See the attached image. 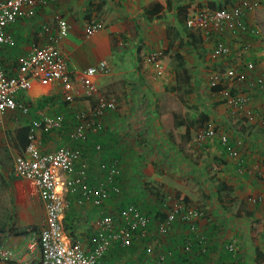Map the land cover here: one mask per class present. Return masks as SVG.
Returning a JSON list of instances; mask_svg holds the SVG:
<instances>
[{"label":"crops","instance_id":"obj_1","mask_svg":"<svg viewBox=\"0 0 264 264\" xmlns=\"http://www.w3.org/2000/svg\"><path fill=\"white\" fill-rule=\"evenodd\" d=\"M155 1L57 0L54 5L40 10L35 16L22 17L8 27V34L14 39V45L3 47L0 55L2 68L7 75H15L31 47L45 43L46 33H44V27L48 28L49 33L55 32L54 14L58 13L67 21L70 27L68 34L57 43V49L69 60V68L80 71L101 61L109 65L110 75L107 74L108 77L107 75L99 76L95 79L93 87L96 91L102 92L104 90L114 94L110 83H114L120 76L119 74L131 76L135 71L134 73L138 78L145 77L148 79L147 77H150L148 74L139 73L137 69L133 70V64L128 62L141 61V57L150 50H155V52L161 54L160 60L161 58L164 59L162 65L172 75L173 79H170V81H173L171 84L174 87L177 85H197L198 82L204 81L205 77V81L209 83V77L212 75L211 70L216 67L213 62H209L212 42L207 43L205 40L202 42L199 38L188 37L185 31H182L183 27L177 23L176 18L179 5L190 6L191 14L194 11L192 9H196L200 4H205L209 0H162L165 7L159 13V16L149 18L144 10ZM254 11L256 13L257 11L260 12L257 9H254ZM92 16L102 23L103 28L92 36H85V21ZM257 18L258 15H255L254 12L247 13L244 17L247 26H250L253 33V28L261 22ZM236 33L232 34L230 31H225L223 34V39L235 48L232 61L241 63L244 59L243 61L253 62L256 65L255 70L247 72L248 77L262 78L264 82L262 50L258 47L259 45L254 44L250 52H244L242 47L239 46V39L235 37ZM254 39V35H251L247 41L251 42ZM244 40H246V37L242 39V41ZM116 45L119 47L117 48ZM129 46L132 50L127 49ZM117 52L123 53L124 56L121 58L115 57L114 54ZM179 79L180 82H177ZM75 82L76 97L74 106L76 109L92 108L96 101V98L92 95L96 91L91 89V86L80 85L78 78L75 79ZM127 82H130V80ZM167 82L169 81H166V78H158L154 80V83L152 82L154 86L152 88H155L153 89L155 91L150 96V100L153 103L158 102L157 97L160 101L159 104L170 103V95L163 94L166 91ZM219 84L222 87L221 89H225L226 85L219 82L216 85ZM145 86L147 87V84ZM130 88V92L127 90L126 93L128 94L127 97L132 99L133 94L136 93L135 90L140 87L130 86ZM219 91H212L217 98L220 97ZM249 92L248 102L255 109L253 111L256 116L249 122L241 116H236L237 120H233L230 118L232 115L230 108L218 99L215 102V109L206 110L208 121L205 124L213 127L216 134L211 138L204 139L202 142H195V140L196 133L203 127H199L198 124L191 121L182 126L183 121L180 119V122L175 119L174 111L163 110L162 117H170L169 123L166 122L165 124L174 127L173 134L179 136V143L184 141L189 151L185 153L181 145H177L175 141H168L167 147H164V158L158 164L164 166L163 162L168 158L170 162L166 160L165 165L172 164V166H169L168 170L164 169L166 172L160 166V171L157 172L158 176L153 177L154 180L161 182L162 188L165 189L167 184L176 183L173 186L181 184L182 178L180 179V177L189 176L192 178L194 176L198 184L195 187H190L188 190L190 193L187 190L183 191V189L175 191V193H180L193 200L191 201L193 203H197L195 198L209 199L208 193H221L222 199L220 201L224 209H221L220 212L215 211L218 208V203L214 204V207H209L210 213L214 215V220L207 223V219H204V222L203 220L200 222V226L203 223L205 225L207 223L206 226L212 222L215 223L216 215H220L224 218L222 220L224 224L218 223L222 226L223 231L240 229L243 236L250 233L252 229V225L249 223L256 221L261 215L254 212L257 205L248 204L245 199L258 193H264V89L253 90L249 88ZM154 96L157 97L154 98ZM115 98L119 101L121 107L125 97L119 98L116 96ZM16 101L26 105L27 111L23 112L21 109L7 111L0 127V264H33L38 261L40 256L37 238L40 229L44 225V213L35 183L28 179L18 178L13 173L15 158L26 147L20 145L19 131L24 127L28 128V134L32 133L34 135V142L42 152L54 151L60 145L77 146L84 159L89 157L93 162H96L99 158L95 155L93 149L95 145L99 141L103 144L108 142L109 147L113 150L116 147V136L121 135L120 129L122 128L120 125L128 121L131 113L123 108L122 111L117 110V113L116 110L107 112L103 119L105 126L102 123L105 131L109 132L107 137L98 138L96 134L100 135V129L96 134L92 133L85 142L72 143L69 141V133L76 124L73 105L69 106V104L63 102L62 89L57 82L52 81L43 84L33 80L27 90L18 94ZM156 114L158 117L160 116V113L156 112ZM44 119L61 120L62 125L57 130L45 131ZM145 127L150 128L149 134L152 135V138H157L159 142L161 133H164V128L163 130L160 129L157 124ZM182 127L187 128L190 132L188 137L183 135V139H181ZM169 130H166L168 134H170ZM222 134L228 137L227 145L222 144L220 141ZM165 142V140H162L159 143L163 144ZM160 148H162V145ZM230 151H234L235 155H229ZM126 152L127 149H125V155ZM141 161H145L144 155L134 164H137L138 167ZM124 162L126 166H130L132 159L126 158ZM246 169L248 170L246 171ZM96 175L100 176L101 174ZM199 186L202 187L203 193L200 189H197ZM60 188L63 197L68 202V208L62 219L63 224L74 230V235L81 240L86 248L91 247L92 243L89 235L94 233L93 227L99 211L96 208L77 207L76 201L79 198L71 194L68 196L66 193L70 192H67L66 188L63 189V186L58 187V189ZM171 194L174 195V193H169V195ZM86 206H89V204L87 203ZM207 228V231H212L211 226ZM228 234H221V238L216 240L213 249L215 255H212L210 262L207 261L206 264H217L222 261L218 252L219 246ZM233 234L231 235L234 236ZM204 236L207 237V235ZM202 243L201 245H203ZM250 243V240L245 239L240 244V247L243 248V256H245V258L243 257L244 263L234 261L232 264H248L246 252H249ZM259 253L261 252L259 251ZM261 254L260 258L264 259V254ZM137 255L135 254L134 257H137ZM253 257L254 255H250L249 258L253 261ZM108 262L111 263L108 260L107 264Z\"/></svg>","mask_w":264,"mask_h":264},{"label":"built area","instance_id":"obj_2","mask_svg":"<svg viewBox=\"0 0 264 264\" xmlns=\"http://www.w3.org/2000/svg\"><path fill=\"white\" fill-rule=\"evenodd\" d=\"M56 2L57 0H0V55L5 45H14V39L7 31L12 23L22 17H33L40 10ZM255 5V1L234 0L220 8L207 6L196 8L193 15L187 18L186 26L200 30L203 39L213 43L212 58L219 60L230 54L229 48L222 41L223 33L231 27L232 33L244 34L248 28L244 17ZM54 20L55 32L49 33L48 28L44 27L45 43L31 47L15 75H7L0 60V127L7 111L15 109L27 111L26 105L17 103L16 97L21 91L27 90L33 80L43 84L55 81L61 86L63 102L69 106L73 105L76 124L69 133V141L80 143L101 129L105 114L108 111H114L119 102L115 97L100 95L94 107L76 109L74 106L75 79H79L80 85L91 86L96 78L108 74L109 67L106 62L101 61L80 71L71 70L68 58L57 49V43L68 34L70 27L58 13L54 14ZM101 28H103L102 23L96 17H89L85 21L84 34L92 36ZM248 46V44L245 45V48ZM160 56L161 54L157 52H152L147 56L148 62L158 70V75H161L163 66L159 61ZM253 66L252 62L243 64L239 62L236 67L227 69L225 75L241 83L246 78L245 70H252ZM218 82L216 75L212 74L209 77V83L212 85ZM251 85L255 88H262L263 81L260 78ZM232 91L221 89L219 98L230 108L233 117L241 116L245 121H251L256 115L253 109L245 107L249 103V97L241 96L239 93L235 94ZM44 121L45 131L57 130L62 125L61 120L44 119ZM215 134L216 131L209 125L197 132L196 141L202 142ZM28 140L29 143L22 153L15 158L13 173L18 178L28 179L35 183L43 205L44 225L37 238L40 256L33 264H107L110 259L109 250L112 246L118 245L119 248L127 249L135 242V239H146L150 220L145 213L131 205L124 207L118 216L111 213L100 216L93 227L95 238L91 247L86 248L80 240L71 242L62 225L68 202L61 193L62 189L58 187L63 186L67 192L79 194V202L91 201L96 207H101L108 192H119L114 181L118 174L117 162H111L106 168L104 178L92 184L89 180L90 175L87 173V166L80 161L81 154L77 148L60 145L54 151L42 152L35 144L32 133L28 134ZM220 141L227 145V135L222 134ZM99 148L100 146L96 145V149L99 150ZM229 155H235V152L230 151ZM248 201H264V193L251 196ZM167 204V220L157 227V235L160 237L167 235L170 224L178 216L190 219L189 215L184 213L181 215L183 206L177 201H169ZM191 229L194 227L192 226ZM162 242L163 238H156L153 241L142 243L140 250L147 251L148 256L144 261L135 262L136 260L133 259L137 257L130 259L131 255L125 254L124 251L121 258L115 257L117 260L113 264H167V258L171 257L174 261V250L159 251L156 255L151 253L152 247L160 248ZM193 242L195 244V240L188 238L184 244L178 246V249L191 252ZM108 264L111 263L108 262Z\"/></svg>","mask_w":264,"mask_h":264},{"label":"rangeland","instance_id":"obj_3","mask_svg":"<svg viewBox=\"0 0 264 264\" xmlns=\"http://www.w3.org/2000/svg\"><path fill=\"white\" fill-rule=\"evenodd\" d=\"M234 0H230V3L233 2ZM246 1V0H245ZM249 2L251 1H255L256 5L253 6L252 10L249 11L248 13H253L255 15H258L257 19H260L259 21L260 24L257 27H254V33L251 31L250 26L247 28L246 32L244 34H235V37L239 39L240 43L239 46L242 47V49L244 50V52L246 51V53L250 52L251 49L253 48L254 44L258 47H260V49L262 50V55L264 57V0H247ZM257 7V8H255ZM198 8V7H197ZM254 9L259 10L260 12L257 11V13L254 11ZM261 14V15H260ZM262 17V18H261ZM231 27L227 28V30L225 31H230ZM224 34V33H223ZM233 34V33H232ZM246 37V40L242 41V39ZM251 35H254L255 39L252 40L251 42L247 41V39L249 40V37H251ZM223 39V37H222ZM223 43L229 48L230 50V57H223L220 58L219 60L212 58V51H211V55L209 58V62H213V64L216 65V67L211 70V74L216 75L217 76V80L219 81V83H221L222 85H226L225 89L226 90H233L232 92H234L235 94L239 93V95L241 96H248L249 92V88L255 90L251 83H255L257 81V79L259 78H253V77H248L247 72L250 71H254L255 70V66H253L252 70H245V81L241 82V83H237L234 79L231 80L229 79L226 75L225 72L227 69L230 68H234L237 66L236 62L232 61L233 58V52L235 51V48L231 47L225 39L222 40ZM207 43H210L209 41H205ZM249 45L248 47L245 48V45ZM117 46V45H116ZM213 43H212V48H213ZM231 48H230V47ZM244 46V48H243ZM119 46H117L118 48ZM128 50H132V48H130V46L127 48ZM126 49V50H127ZM121 50V49H120ZM260 50V51H261ZM160 51V50H158ZM154 53L155 50H150L147 51L143 57H141V61L137 62H133V61H129L128 63L133 64V70L137 69L139 71V73L143 72L148 74L147 77L148 79H146L145 77L143 78H138L136 76V73L133 72V74L131 76H125V74H119L120 76L118 77L117 80H115L114 83H110V85L112 86V91L114 94L110 93L109 91H96L94 90L93 85H91V89H93L94 94L92 95V97L96 98L100 95L102 96H114V97H121L124 98L125 97V101H123L121 103V107L120 104H118V107L115 109L116 113L118 111H122V108L131 113V117L128 119V121L126 123H124L123 125H120V127L122 129L121 130V135H117L116 136V143H115V148L113 150H111V148L109 147V143L104 142L103 144V149H102V156L103 159H97L96 162H93L91 158L86 157L85 159L82 156V153L79 149V147L75 146V148H77L81 154V159L80 161H82L83 163L86 164L87 168L90 167V176H89V180L92 184H95V182H98L99 180H101L102 178H104V174L106 172V169H103V165L105 164L107 167L108 165L113 162L116 161L117 162V168H118V174L115 177L114 181L116 186L119 188V192H113L110 191L108 192L109 194L104 198L103 204H102V211L101 213H114L115 216H118L120 211L127 206H135L137 207L139 210H141L143 213H145L148 217H151L150 215L153 214L152 212H154V210L158 209V208H154L155 206L157 207V202L155 201L156 198L154 195L148 194L145 196V198L142 199V201L138 204L137 200H135V198L133 196H129V189H131V182H132V178L134 177V171L139 168V177H140V186L144 187L141 190V193H175V191L179 190V189H183V191H188L190 189V187H195L196 184H198L196 182V180L194 179L195 177L192 176H184V177H180L181 180V184H179L178 186H173L176 185L175 184H167V187H165V189L162 188L161 186V182H159L158 180H154L153 177H157L158 173L160 171V166H159V161L161 159L164 158L163 154H165V149L164 147H167L168 141H175V143L177 145H181V147H183V152L188 153L189 149L188 146L185 145L184 141H179V136L176 134H173V129L174 127H171L170 124L169 126L167 124H165L166 122L169 123L170 121V117L167 118H163L161 113L163 112V110H171L174 111V114L176 115V120L183 121L182 122V126H185V124L189 123L190 119L195 120L197 118V114L199 115V111L203 110L204 112L208 109L212 110L216 108L215 102L219 99L220 101H222L220 98H217L216 96L213 95V92L210 90V87H213L215 85H212L211 83H208V81H202L201 83L198 82L197 85H193V86H184L182 85L181 89H174L171 90L170 87L171 85L174 86L173 81H170V79L172 80L173 77L170 73H168V71H166L165 66H162V73L161 75H158V70L153 66V64H151L150 62H148L147 60V56L150 53ZM132 55V54H131ZM115 57L121 58L124 56L123 53L121 52H117L116 54H114ZM129 56V54H128ZM117 58V59H118ZM242 58V57H240ZM244 59H242L241 63H251L249 61H243ZM238 62V61H237ZM108 65V64H107ZM109 67V65H108ZM209 68V66H208ZM213 68V67H211ZM136 70V71H137ZM110 69L108 74L110 75ZM210 73V72H209ZM253 73V72H252ZM251 73V74H252ZM152 76V77H151ZM108 77V75H107ZM171 77V78H170ZM165 79L168 84L166 85V93L163 92V94H168L171 97V101L169 104H159V98L157 96H154V98L157 97L158 102L157 103H153L150 100V96L153 94V92L155 90V88H152V82L154 83L155 79ZM154 79V80H153ZM128 80H130V82H127ZM117 81V82H116ZM193 82V81H192ZM119 83V84H118ZM149 83V84H148ZM147 84V87L145 86ZM237 84V85H235ZM135 86V87H140L139 89H136V93L133 94L134 97L128 98V94L126 93L127 90H129L130 92V86ZM155 85V84H154ZM154 87V86H153ZM189 89L192 87V92L191 93H184L183 90L185 89ZM99 88V87H98ZM96 88V89H98ZM93 92V91H91ZM249 92V93H248ZM104 93V94H102ZM106 94V95H105ZM128 98V99H127ZM198 100H200V103H197ZM119 102V101H118ZM156 104V106H155ZM204 105L203 108H201V106ZM169 106V107H168ZM227 106V105H226ZM228 107V106H227ZM245 107H248L250 109H253L251 103H247V105ZM114 110V111H115ZM118 110V111H117ZM255 110V109H253ZM201 111V112H203ZM109 112V111H108ZM156 112L160 113V116L158 117ZM181 119V120H180ZM165 121V122H164ZM149 123V124H148ZM154 124L158 125V127H160V129L163 130L164 128V133H161V137L159 138V142L161 143L162 140H165L166 142L163 144H160L158 142V139L156 138H152V135L149 134L150 128L147 129V127L145 126H154ZM103 125H104V121H103ZM105 126V125H104ZM154 131H156L154 128H152ZM170 129V130H169ZM185 128L182 127V137L181 139H183V130ZM166 130L170 131V134H168L166 132ZM181 131V130H180ZM196 131V130H195ZM195 131L193 132V134L195 133ZM107 134H109V132L107 133V131H105L104 127H101V133L100 135L98 134V138L100 137H107ZM181 134V133H180ZM192 134V135H193ZM155 137L157 135H154ZM194 136V135H193ZM162 139V140H161ZM107 141V140H106ZM195 142H197L195 140ZM170 143V142H169ZM179 143V144H178ZM162 145V148H160V146ZM125 149H127L126 155L124 154ZM149 154V155H147ZM145 158V161H141V163L139 164V166L137 167L136 163L140 158ZM146 156V157H145ZM126 158H130L132 159V163L130 166H126L125 164V159ZM166 160L168 162H170V160H168V158H166ZM165 160V161H166ZM107 161V164H106ZM136 161V162H135ZM163 162L164 166H161V169H163L164 172H166L164 169L168 170V167L172 166V164H168L165 165L166 162ZM167 162V163H168ZM98 168V169H96ZM95 171H92V170ZM105 171V172H104ZM100 173L101 175H96ZM160 176V175H159ZM93 179L94 182H93ZM202 182V181H201ZM145 183L148 184L147 187H149V190L147 188H145ZM197 189H200V191H202V187L199 186ZM190 193V191H188ZM187 192V193H188ZM196 193V191H194ZM139 193V192H136ZM261 193H258V195H260ZM263 194V193H262ZM77 200V199H76ZM141 200V199H140ZM195 200L197 201V203H200V207L202 206L201 212L199 214H196L193 209L190 207V209H188V211H184L183 207L181 208V212L182 214H186L189 215V218L191 219L192 223L189 224V226H184V227H177L174 226L173 230H172V235L171 237H182L184 235H187L186 237H189L193 240H195V248H196V255L194 256V260L192 263H187V264H206L207 261L210 260V257L212 255H215V251L213 250L215 248V242L216 240H218L221 234H226L229 233L225 240L221 242V245L219 246V255L222 258V261L218 262L217 264H232L234 261H237L236 263L243 262V257L245 258L244 252L242 251L243 248L240 247V244L242 243V241H245V239L250 240V248H249V252L246 253L247 254V258H248V264H253L252 260L249 258L251 254H253V250H258L261 253L264 254V201H260V202H249L248 204L251 203V205H257L256 209L254 210L255 213L257 214H261L259 216V219H257L256 221H252V223L250 222L249 224L252 225V229L250 231V233H246L243 236L242 231L236 230L234 229V231L229 230V231H223L222 230V226L224 223L222 222L223 217H220L216 215L215 217V223L212 222L210 224L207 225L208 222H211L213 219V214L210 213V208L209 207H214V203L212 200L210 199H205V198H195ZM198 200H200L198 202ZM247 200V198L245 199V201ZM170 201H175V200H171ZM193 201V200H191ZM89 204V206H86V204ZM174 203V202H173ZM197 203H192V206H195V204ZM247 203V202H246ZM76 205L77 207H90V208H96V206L91 202V201H86L84 203L79 202L78 200L76 201ZM137 205V206H136ZM146 205V206H145ZM162 208V207H161ZM216 211V209H215ZM100 213V214H101ZM150 213V214H149ZM100 214H97V219H95V222L99 220L100 218ZM181 214V215H182ZM152 218V217H151ZM181 218V216H180ZM204 219H207V223L206 225L203 223V225L200 226V222ZM177 221H180V219H178ZM180 223V222H179ZM227 224V221H226ZM194 227V229H191V227ZM211 226L212 227V231H207L208 228ZM207 231V232H206ZM204 233V234H203ZM234 233L232 236L231 234ZM204 235H207L204 236ZM197 237L202 238V240L204 241V243L199 242V244H197ZM138 243V242H133V244ZM167 243V242H166ZM171 242H168V244H170ZM201 243L203 245H201ZM200 247V250H199ZM136 248V245H135ZM198 250L200 251V253L198 252ZM135 252H139V250L135 251ZM202 253V254H201ZM111 259V258H110ZM109 259V261H110ZM112 261V259H111ZM188 262V261H187ZM210 262V261H209ZM181 264H186V262L181 263ZM213 264V263H210Z\"/></svg>","mask_w":264,"mask_h":264},{"label":"trees","instance_id":"obj_4","mask_svg":"<svg viewBox=\"0 0 264 264\" xmlns=\"http://www.w3.org/2000/svg\"><path fill=\"white\" fill-rule=\"evenodd\" d=\"M229 3H230V0H209L205 4H200V6L198 8H201V7H204V6H207L209 8H220V7L226 6ZM164 7H165V5H164V2L162 0H156L152 5H150L149 7H146V9L144 10V13L149 18L157 17V16H159V13L163 10ZM189 7L190 6H182V5L181 6L179 5L177 7L178 8L177 9V12H176L177 23L180 26L183 27L182 31L184 30L185 31V34L188 37L190 36L191 38L192 37L193 38H197V39L199 38L203 42L204 39L201 36L200 30H198V29H191V28H188L186 26V20H187V18L190 17L191 15H193V13L196 10V9H192L194 11L190 14L191 11H190ZM166 8H167V6H166ZM244 21H245V19H244ZM245 23H246V21H245ZM230 56H231V54L227 55L226 57H230ZM159 61L161 63H163L164 59L161 58V60H160V57H159ZM238 68H241V66H238ZM177 82H180V79L177 80ZM181 87H182V85L181 86L177 85L175 87L172 86L170 89L171 90H174V89H179L180 90ZM221 88L222 87L219 84V85L210 87V90L211 91L218 92ZM183 92L184 93H191L192 92V88L189 89V87H188V89L183 90ZM95 103H96V101H95ZM95 103H94V105H95ZM197 103H200V100H198ZM94 105L92 107H94ZM203 107H204V105L201 106V108H203ZM201 111H203V110H201ZM201 111H199L200 113H199V115L197 114V118L195 120L190 119V121L191 122H195L196 124L199 125V127L205 128L206 127L205 124H207V121H208V114H207L206 111L205 112L204 111L201 112ZM19 134H20L19 135L20 145L22 147H25L29 143V140H28V128H26V127L22 128L19 131ZM183 134L188 137V135L190 134V132L188 131L187 128H185L183 130ZM96 135H98V133ZM97 145H99L100 148H99V150H97L96 149V145H95V147L93 148L94 149V152H95V155L99 159L100 158L103 159V156L101 154L102 153V149H103V143L101 141H99L97 143ZM106 164H107V161H106ZM106 168H107V166L104 164L103 165V169L105 170ZM90 169H91L90 167L87 168V173L88 174H90ZM247 170L248 169H246V171ZM138 171H139V168H137L134 171V177L132 178V182H131V187L132 188L129 189V193H128L129 196L128 197L133 196L135 198V200H137V202L139 204L142 201V199L145 198L146 195H148V194L154 195L155 198H156L155 201L157 202V207L155 206L154 208H158V209H156V210H154V212H152L153 214L150 215L152 218L151 217H148L149 220H150V223H149V229L147 230L148 235H147L146 239L145 238L138 239L140 241H138V240L135 239V242H138V243L131 244L127 249L119 248L118 245H116V244H115L116 246H112L111 249L109 250V257H112L111 259H113L112 261L110 259L111 263L112 264L113 263H116V260L117 259L115 257L121 258L124 251H125V254L131 255L130 256V259H133L134 256H135V254H138L135 262L144 261L145 259L148 258V256L146 255L147 251L140 250V248L142 246V243L143 242L147 243V242H149V240L150 241H153L156 238H163V242H162L160 248H158L156 246L152 247L151 253H154L156 255L159 251L160 252H165L166 250L171 249V250H174V252H175V256H174L175 257V260L172 261L173 260L172 257L171 258H167V260H166V263L167 264H172V262H174V264H181V263H184V262H186V264L187 263H192L193 260H194V256L197 254L196 253V248H195L196 243L194 244V242H193V247H192V251L191 252H186V251H183V250L181 251L180 249H178V246H181L182 244H184V242L189 237H186L187 235H184V236L178 237V238L171 237L172 230H173L174 226H177V227H179V226L180 227L189 226V224L192 223L191 219L184 218V217L180 218L178 216L177 219L170 224V226H169L170 227V230L168 231L167 235L164 236V237H160V236L157 235V227H158V225L160 223L166 222V220H167V214H166V211L168 209V204L167 203L170 201V198H171V200H175L179 204H181L183 206L184 211H188V209H190V207H191L196 214H199L201 212V209H202V206L203 205L200 207V203H197V204H195V206H192L191 204L193 202H191V200L189 198H187L186 196H184V195H182L180 193H174V195L173 194L169 195L168 193H141V190L144 187H141L140 186V177H139L140 173ZM105 175L106 174H104V176ZM96 183L97 182H95V184ZM144 185H145V188H147L149 190V187H147L148 184L145 183ZM136 192H139V193H136ZM66 194H68V196H69V194L75 195L77 198H79V194L78 195L77 194H73V193H66ZM208 198L210 200H212L215 205L217 203L219 204L218 205V208H216V210L218 212H220L221 209H224L223 208V205H222V203L220 201L222 199L221 193H208ZM96 209L98 211L99 210H102V208H100V207H96ZM101 212L102 211H100L98 213L100 214ZM103 214H105V213L103 212L100 215H103ZM111 214L114 215V213H111ZM181 214H182V212H181ZM245 214H247V213L245 212ZM178 219H180V221H177ZM62 225H63V228H64L65 232L67 233L68 237L70 238L71 242H74L75 240H79L74 235V230H72L70 227H68V226H66V225L63 224V220H62ZM91 231H93V229H91ZM94 238H95V234L94 233H90L89 239H90V242L92 244H93ZM197 238H198L197 239V241H198L197 244L200 245L199 242L202 240V238H199V237H197ZM168 242H171V243L168 244ZM135 245H136V248H135ZM137 250H139V252H135ZM199 250H200V247H199ZM199 250H198V252L200 253ZM252 255H254L253 261H252L254 264H264V261H263L264 259H261L260 258V256H262V254L259 253V251L253 250V254H251V256Z\"/></svg>","mask_w":264,"mask_h":264},{"label":"clouds","instance_id":"obj_5","mask_svg":"<svg viewBox=\"0 0 264 264\" xmlns=\"http://www.w3.org/2000/svg\"><path fill=\"white\" fill-rule=\"evenodd\" d=\"M253 63V62H252ZM254 64V63H253ZM260 79V78H259ZM262 79V78H261ZM262 81H263V79H262ZM254 89H257V90H262V89H264V82H263V87L262 88H254ZM230 117V116H229ZM231 119H233V120H237V117H233L232 115H231V117H230ZM207 127V126H206ZM202 129H204V128H202ZM214 129V128H213ZM215 130V129H214ZM197 134V133H196ZM85 142V141H84ZM262 194V193H261ZM258 194H256V195H254V196H257ZM251 197V196H250ZM249 198V197H248ZM248 198H247V200H246V202L247 203H249V201H248Z\"/></svg>","mask_w":264,"mask_h":264}]
</instances>
